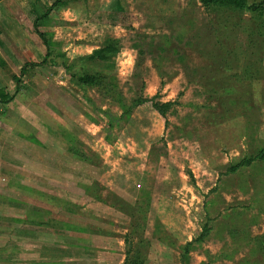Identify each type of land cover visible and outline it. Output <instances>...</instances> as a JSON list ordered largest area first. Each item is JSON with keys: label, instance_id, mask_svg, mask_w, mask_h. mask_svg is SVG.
<instances>
[{"label": "rangeland", "instance_id": "1", "mask_svg": "<svg viewBox=\"0 0 264 264\" xmlns=\"http://www.w3.org/2000/svg\"><path fill=\"white\" fill-rule=\"evenodd\" d=\"M3 2L0 191H47L66 264H264V11L65 0L38 22L46 55ZM151 97L165 118L132 105Z\"/></svg>", "mask_w": 264, "mask_h": 264}, {"label": "crops", "instance_id": "2", "mask_svg": "<svg viewBox=\"0 0 264 264\" xmlns=\"http://www.w3.org/2000/svg\"><path fill=\"white\" fill-rule=\"evenodd\" d=\"M66 1L68 2V0ZM26 2H29L31 7V12L28 11L25 14L29 20L25 19L24 14H21L24 12L22 8L26 10L28 7H26ZM40 2L42 6H45L44 12L53 3L51 0H18V4L11 3L13 4L12 8L18 9L15 16L20 17L24 23V28H20V32L26 33L32 30L35 32L33 18L40 15L41 12H36L37 9L34 7ZM0 3L10 9L9 3H5L3 0H0ZM62 5L60 4V6ZM64 7L71 8L68 4ZM33 173L35 174V171ZM4 181L5 178L0 177V184ZM36 189L33 186H19L13 189L7 187L6 190L0 191V264H66L68 261L69 232L64 231L62 227L58 229L49 227L52 210L47 211V209H51L48 207L47 201L42 202V199L37 197L40 193H47V191L41 187H39L40 190ZM5 191L9 195H11V191L20 194L11 196L12 199L15 198L12 200L6 196V193L3 194ZM21 194L24 195L21 196ZM38 209H43L45 214H37ZM47 213L50 214L47 215ZM54 233L59 236V240H53ZM63 236L64 241L62 240ZM63 249H66L64 256ZM54 250H57V254L59 253L60 256L55 258Z\"/></svg>", "mask_w": 264, "mask_h": 264}, {"label": "trees", "instance_id": "3", "mask_svg": "<svg viewBox=\"0 0 264 264\" xmlns=\"http://www.w3.org/2000/svg\"><path fill=\"white\" fill-rule=\"evenodd\" d=\"M202 2H206V0H200ZM209 1H213V2H220V3H226V4H230L235 6L238 9H244V10H248V11H264V0H260L258 2H255L253 4H247L245 0H209ZM60 2H62L61 0H55L50 6H48L46 8V11L39 16H36L33 18V25L35 28V32L36 34L41 38L43 44L45 45L46 48V55H47V51H48V42L44 36V34L38 29V22L39 20H41L43 17H45L46 15H48V13L51 11V9H53V7L57 6ZM97 52H99V50L94 51L93 54H96ZM43 62V61H42ZM21 74L24 73V68L21 69ZM72 78H75V81L77 84H90L94 78L92 76H86V75H81V76H72ZM18 83V82H17ZM12 98V95H8L6 93H4L2 90L0 91V101L2 102H6L9 99ZM155 97H151V98H140L137 101L133 102V106H137L140 105L146 101H149L151 103V106L153 107V109L155 111L158 112V114H160V116H162L163 118H165V114L166 111L169 109L170 107V102H160V101H156L154 99ZM245 163H248V160H245ZM237 165H233L230 166L229 171H234L236 169ZM188 242L184 247V252L187 251V247L189 246Z\"/></svg>", "mask_w": 264, "mask_h": 264}]
</instances>
